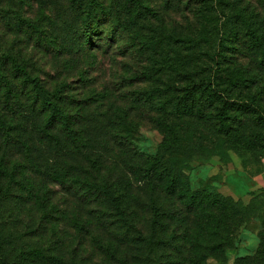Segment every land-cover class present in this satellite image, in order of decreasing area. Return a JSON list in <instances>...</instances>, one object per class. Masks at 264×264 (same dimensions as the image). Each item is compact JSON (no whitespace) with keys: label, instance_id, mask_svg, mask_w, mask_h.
<instances>
[{"label":"rangeland","instance_id":"1","mask_svg":"<svg viewBox=\"0 0 264 264\" xmlns=\"http://www.w3.org/2000/svg\"><path fill=\"white\" fill-rule=\"evenodd\" d=\"M104 1L120 16V31L109 39L110 25H101L98 27L101 35H92L89 45H84L82 17L67 10L64 0H0V57L11 56L30 76L38 78L47 92L54 94L61 109L71 118L78 140L76 145L87 138L90 122L109 123L107 130L104 126L101 133L109 135L116 149L129 156L130 166L144 167L143 158L155 156L163 139L154 124L157 109L151 108L157 102L145 103L144 94L157 90L165 93L166 98H183L185 93L182 92L192 83L177 76L184 68L179 66L174 50L184 52L182 40L193 38L192 32L197 34L201 28L210 30L217 23L215 16L214 23L209 25L215 12L242 10L250 19L254 12L264 15V0ZM17 17L28 20L31 27H24ZM219 38L224 40L222 34ZM230 50L226 49L223 57L234 62V53ZM0 67L5 70L16 95L6 103L1 90L0 111L8 113L9 108V118L15 121L19 112L30 106V87L16 79L6 62ZM253 74L256 72L251 70L248 78L252 79ZM259 90L252 86L243 93H233V98L239 96L241 100L260 98L258 111L236 112L235 107L228 111L229 118L246 123L243 131L228 138L227 144L222 138L216 147L213 137L205 134L208 136L205 145L214 155L194 157L190 163L188 189L196 196L160 199L158 204L162 209L175 215L174 221L169 220L167 236L172 241L162 251L161 264H264V89ZM229 102L232 106L242 103L234 99ZM83 169L94 174L102 169L101 176L109 183L117 177L108 174L104 162L98 166L97 161H84ZM29 176L34 179L30 171L22 172L17 181L27 185ZM7 183V179L3 181L4 185ZM28 200L29 194L19 185L18 189L13 185L9 205L13 217L8 223H15L18 234L35 231L42 237L45 233V239L49 240L51 230L58 229L60 234L53 240L60 244L65 242L63 250L74 248L76 240L84 244L78 261L127 264L125 255L110 256V251L89 242L94 234L102 238L103 233L88 229V232H79L59 214L52 217L54 226L41 224L38 207L30 206ZM73 210L75 208L69 216L76 214ZM83 212L81 223L88 225L90 219ZM149 216L142 209L135 213L143 228ZM26 224L31 227L27 228ZM28 240L39 242L40 239L26 238L23 242ZM133 255L127 256L131 262L128 264H154L152 255L146 251L134 255L138 259L136 263H132Z\"/></svg>","mask_w":264,"mask_h":264},{"label":"trees","instance_id":"2","mask_svg":"<svg viewBox=\"0 0 264 264\" xmlns=\"http://www.w3.org/2000/svg\"><path fill=\"white\" fill-rule=\"evenodd\" d=\"M64 5L82 17L84 45H89L92 35H101L98 28L101 25H110L109 39L120 31V16L111 6H106L104 0H64ZM254 14L249 19L242 10L215 12L209 25L212 26L215 16L217 23L210 30L201 28L197 34L192 32L193 38L182 40L184 52L174 50L179 66L184 68L177 76L192 83L182 92L185 93L183 98H166L165 93L157 90L144 94L145 103L157 102L151 108L157 109L154 124L163 136L156 155L143 158L144 167L130 166L129 156L116 149L109 135L101 133L104 126L107 130L109 123L90 122L87 138L76 145L78 140L71 118L61 109L54 94L47 92L39 79L30 76L11 56L0 57V64L6 62L16 79L29 85L32 97L30 106L21 110L15 121L9 118V108L8 113L0 111V264H85L83 259L78 261L84 245L81 240H76L69 251L63 250L65 242L60 244L53 240L60 234L58 229L51 230L49 240L45 239V233L43 237L35 231L28 235L17 233L15 223L12 222V226L8 223L13 217L9 210L13 185L17 189L19 185L29 194L27 203L38 207L41 224L54 226L52 217L59 214L79 232L88 229L103 233L102 238L94 234L89 242L110 251V256L123 254L128 264L131 263L127 260L129 254L146 251L152 255L154 264H161L162 251L172 241L167 232L175 215L162 209L158 204L160 199L195 197L188 189V171L194 157L214 155L205 145L208 136L213 137L214 147L222 138L227 144V139L243 131L246 124L229 118L228 111L235 107L236 112L245 109L244 113H248L259 107L260 98L232 97L235 91L243 93L252 86L259 87V91L264 89V15ZM17 19L24 27H31L28 20ZM220 34L224 40L218 39ZM226 43L232 47L228 48ZM226 49H232L234 62L224 60ZM251 70L256 74L249 79ZM1 90L6 103L16 97L5 70L0 67ZM232 99L242 102L241 105H229ZM206 133L210 135L205 137ZM84 161H97L98 166L104 162L108 174H116V179L109 183L101 176L102 169L95 174L84 170ZM29 171L34 175V179L28 177L30 183L24 185L17 181L22 172ZM6 179L8 183L4 185ZM140 183L143 185L139 186ZM62 205H66L63 210ZM72 208L76 214L69 216ZM140 209L150 214L145 228L135 217ZM82 212L90 219L88 225L81 223ZM12 221L15 222L14 218ZM26 227L31 225L26 224ZM36 237L39 242H23ZM133 259L132 263L138 261L136 257Z\"/></svg>","mask_w":264,"mask_h":264}]
</instances>
